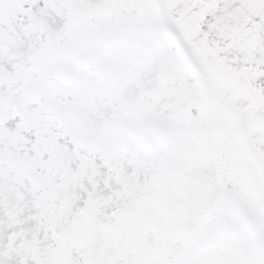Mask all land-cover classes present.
<instances>
[{
  "label": "snow or ice",
  "instance_id": "snow-or-ice-1",
  "mask_svg": "<svg viewBox=\"0 0 264 264\" xmlns=\"http://www.w3.org/2000/svg\"><path fill=\"white\" fill-rule=\"evenodd\" d=\"M0 264H264V0H0Z\"/></svg>",
  "mask_w": 264,
  "mask_h": 264
}]
</instances>
